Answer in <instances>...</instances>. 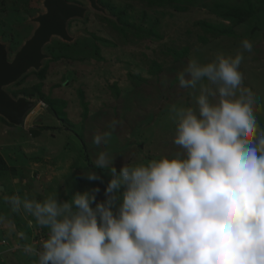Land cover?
Instances as JSON below:
<instances>
[{
  "label": "rangeland",
  "instance_id": "obj_1",
  "mask_svg": "<svg viewBox=\"0 0 264 264\" xmlns=\"http://www.w3.org/2000/svg\"><path fill=\"white\" fill-rule=\"evenodd\" d=\"M44 1L0 0V41L10 62L39 27ZM66 1L86 9L67 24L71 40L52 37L40 68L4 87L35 106L20 125L0 115V216L6 217L0 264L3 257L9 264L29 259L17 244L39 248L47 233L28 227L33 218L23 209L13 212L6 197L42 201L55 193L63 202L99 188L96 202H102L111 174L95 166L100 152L119 172L180 150L170 108L195 106L198 89L181 88L177 79L191 59L205 64L218 54L243 52L239 70L260 97L255 113L264 128V0H96L102 12L88 0ZM244 39L253 44L251 52L242 49ZM113 120L120 123L108 142L94 144V134L111 131ZM89 171L103 182L86 179ZM21 231L27 240L19 239Z\"/></svg>",
  "mask_w": 264,
  "mask_h": 264
},
{
  "label": "clouds",
  "instance_id": "obj_2",
  "mask_svg": "<svg viewBox=\"0 0 264 264\" xmlns=\"http://www.w3.org/2000/svg\"><path fill=\"white\" fill-rule=\"evenodd\" d=\"M241 45L252 51L248 39ZM243 59L238 51L189 61L177 79L198 89L195 106L170 108L180 150L119 172L100 152L94 164L111 174L104 201L96 202L99 188L63 202L55 193L6 197L13 212L33 218L28 227L47 230L39 248L17 247L37 257L33 264H264V128L255 113L260 97L239 70ZM117 123L93 143L106 144ZM85 178L103 182L94 171Z\"/></svg>",
  "mask_w": 264,
  "mask_h": 264
},
{
  "label": "water",
  "instance_id": "obj_3",
  "mask_svg": "<svg viewBox=\"0 0 264 264\" xmlns=\"http://www.w3.org/2000/svg\"><path fill=\"white\" fill-rule=\"evenodd\" d=\"M93 9L103 11L96 0H88ZM46 13L35 19L39 27L33 36L16 54L14 60H8V51L0 41V115L13 125H20L35 103L25 98L13 99L4 91V87L15 83L23 74L31 69H39L46 58L44 46L52 37L58 36L64 40H71L67 32V24L71 19L82 18L86 9L68 3L66 0H45ZM47 110L55 115L51 107Z\"/></svg>",
  "mask_w": 264,
  "mask_h": 264
},
{
  "label": "crops",
  "instance_id": "obj_4",
  "mask_svg": "<svg viewBox=\"0 0 264 264\" xmlns=\"http://www.w3.org/2000/svg\"><path fill=\"white\" fill-rule=\"evenodd\" d=\"M3 262L5 263V264H9L8 263V261L6 260V259H4V257H3ZM16 260V259H15ZM29 260V261H28ZM24 262H22V263H19L18 261H16V262H14L15 264H33V262L35 261L34 260V258L32 257V256H29V259H27V260H23ZM25 261H27V262H25Z\"/></svg>",
  "mask_w": 264,
  "mask_h": 264
},
{
  "label": "trees",
  "instance_id": "obj_5",
  "mask_svg": "<svg viewBox=\"0 0 264 264\" xmlns=\"http://www.w3.org/2000/svg\"><path fill=\"white\" fill-rule=\"evenodd\" d=\"M238 16L240 17V16H243V14L241 13V12H239L238 13ZM242 19H244V17H242ZM88 162H90V159H89V157H87V159H86ZM3 164L5 165V162L3 161ZM93 207H95V204L94 205H92Z\"/></svg>",
  "mask_w": 264,
  "mask_h": 264
},
{
  "label": "bare ground",
  "instance_id": "obj_6",
  "mask_svg": "<svg viewBox=\"0 0 264 264\" xmlns=\"http://www.w3.org/2000/svg\"><path fill=\"white\" fill-rule=\"evenodd\" d=\"M52 108V107H51Z\"/></svg>",
  "mask_w": 264,
  "mask_h": 264
}]
</instances>
